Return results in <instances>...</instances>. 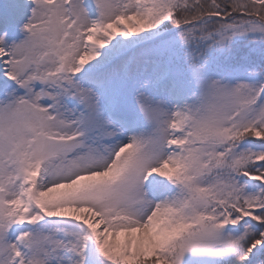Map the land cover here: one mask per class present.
Listing matches in <instances>:
<instances>
[{"label": "snow or ice", "instance_id": "obj_1", "mask_svg": "<svg viewBox=\"0 0 264 264\" xmlns=\"http://www.w3.org/2000/svg\"><path fill=\"white\" fill-rule=\"evenodd\" d=\"M0 264H264V0H8Z\"/></svg>", "mask_w": 264, "mask_h": 264}, {"label": "rangeland", "instance_id": "obj_2", "mask_svg": "<svg viewBox=\"0 0 264 264\" xmlns=\"http://www.w3.org/2000/svg\"><path fill=\"white\" fill-rule=\"evenodd\" d=\"M8 0H0V9L7 10Z\"/></svg>", "mask_w": 264, "mask_h": 264}]
</instances>
